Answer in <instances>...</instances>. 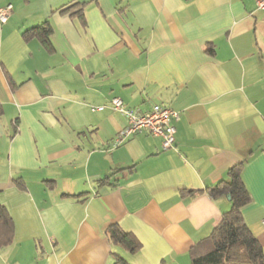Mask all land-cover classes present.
Segmentation results:
<instances>
[{
    "label": "crops",
    "instance_id": "obj_1",
    "mask_svg": "<svg viewBox=\"0 0 264 264\" xmlns=\"http://www.w3.org/2000/svg\"><path fill=\"white\" fill-rule=\"evenodd\" d=\"M0 264H191L228 198L205 192L245 162L243 216L264 250V10L256 0H0ZM67 10V13H63ZM48 22L49 46L26 37ZM209 48L213 53L207 52ZM179 112L176 143L113 149L112 106ZM103 108L94 111V109ZM190 191H204L190 195ZM118 225L141 244L113 245Z\"/></svg>",
    "mask_w": 264,
    "mask_h": 264
},
{
    "label": "trees",
    "instance_id": "obj_2",
    "mask_svg": "<svg viewBox=\"0 0 264 264\" xmlns=\"http://www.w3.org/2000/svg\"><path fill=\"white\" fill-rule=\"evenodd\" d=\"M63 13H67V10ZM51 26L48 22L32 28L25 36L36 37L49 46ZM212 54L213 49L209 48ZM245 162L230 168L226 176L217 184L208 186L205 192L213 200L228 198L232 208L225 213L221 222L210 237L196 244L190 251L191 264H264V250L256 236L246 224L243 209L252 199L243 179ZM204 191H190L189 194H200ZM107 237L113 245L122 246L132 254L140 251L141 244L118 225L107 230ZM13 224L5 207H0V248L11 244ZM114 264H129L119 255H114Z\"/></svg>",
    "mask_w": 264,
    "mask_h": 264
},
{
    "label": "built area",
    "instance_id": "obj_3",
    "mask_svg": "<svg viewBox=\"0 0 264 264\" xmlns=\"http://www.w3.org/2000/svg\"><path fill=\"white\" fill-rule=\"evenodd\" d=\"M257 7L264 10V0H256ZM13 14V7L9 5L0 8V24H6ZM114 111L119 113L126 121V127L121 130L112 144L115 149L123 145L127 140L137 135L148 133L151 136L162 139L163 151H169L175 147L177 129L176 122L181 120L179 112L156 104L150 111L143 112L140 109L130 108L118 97L111 101ZM103 108L94 109V111Z\"/></svg>",
    "mask_w": 264,
    "mask_h": 264
}]
</instances>
